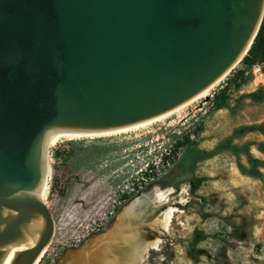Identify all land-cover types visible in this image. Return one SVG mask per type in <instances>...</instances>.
<instances>
[{
	"label": "water",
	"instance_id": "1",
	"mask_svg": "<svg viewBox=\"0 0 264 264\" xmlns=\"http://www.w3.org/2000/svg\"><path fill=\"white\" fill-rule=\"evenodd\" d=\"M263 20L264 0H0V264L37 222L42 239L13 264H36L55 236L39 191L52 132L180 108L242 63Z\"/></svg>",
	"mask_w": 264,
	"mask_h": 264
},
{
	"label": "rangeland",
	"instance_id": "2",
	"mask_svg": "<svg viewBox=\"0 0 264 264\" xmlns=\"http://www.w3.org/2000/svg\"><path fill=\"white\" fill-rule=\"evenodd\" d=\"M245 69L239 64L211 96L147 128L104 139L64 141L53 149L47 204L55 220V236L39 264H62L70 254L108 234L140 187L144 189L139 196L155 189L169 192L170 204L160 209L180 211L173 216L170 234L162 237L160 249L152 251L145 264H264V187L241 175L235 157L224 153L196 167L177 160L171 166L160 164L158 177L154 171L174 131L201 129L193 144L212 150L236 128L264 121V104L239 100L264 87L259 77L264 65L253 68L248 84L237 76ZM227 86L228 93L221 96ZM217 95L229 96L232 106L242 105L234 114L213 111L211 103ZM263 140L252 134L236 142ZM71 143L81 144L75 154ZM111 146L121 149L103 161L86 164L93 168L85 166L88 153ZM253 154L264 158L256 150ZM149 159L153 168L146 171ZM137 168L151 178L144 180ZM153 177L157 178L152 181ZM116 207L121 211L112 214ZM143 232L149 239L157 236L146 225Z\"/></svg>",
	"mask_w": 264,
	"mask_h": 264
},
{
	"label": "bare ground",
	"instance_id": "3",
	"mask_svg": "<svg viewBox=\"0 0 264 264\" xmlns=\"http://www.w3.org/2000/svg\"><path fill=\"white\" fill-rule=\"evenodd\" d=\"M237 68V67H236ZM235 68V69H236ZM230 75V74H229ZM229 75L227 77H229ZM226 77V78H227ZM264 80V75L259 76ZM219 81L214 86L203 92L189 103L180 108L167 113L159 118L132 126L124 129L106 131V132H67L54 131L46 140V169L43 184L40 188V195L44 201H47V196L50 189L51 180V151L55 149L60 143L64 141H82V140H96L114 137L140 129L147 128L162 120L168 119L172 115L182 111L190 105L206 99L213 91L219 87L224 80ZM169 192L160 193L155 189L153 192H144L134 201L129 203L123 211L119 214L113 229L103 237H98L94 241H90L81 251L67 256L66 264H145L152 251L160 249L163 243L162 237L170 234V228L174 214L179 211L176 208H170L162 211L160 208L169 205L167 200ZM49 198V197H48ZM151 205L154 211H159L157 216H149L148 208ZM180 212V211H179ZM41 234L35 239L31 238L27 244H19L8 249V254L3 264H13L17 255L27 249H31L38 245L43 235V225L39 221ZM148 227V230L155 232L157 236L152 239L144 236L143 227ZM50 245L44 250L36 264L41 262L43 256L46 254Z\"/></svg>",
	"mask_w": 264,
	"mask_h": 264
},
{
	"label": "trees",
	"instance_id": "4",
	"mask_svg": "<svg viewBox=\"0 0 264 264\" xmlns=\"http://www.w3.org/2000/svg\"><path fill=\"white\" fill-rule=\"evenodd\" d=\"M242 65L246 68L245 71H239L237 76L244 78V84H248L253 80L252 70L256 66L264 65V20L262 26L256 37L254 44L249 51L248 55L242 61ZM229 86V85H228ZM228 86L223 89L221 96H225L228 93ZM220 95L216 96L212 101L213 111L229 110L233 114L237 112L242 103H237L236 106H232L230 103V97L226 96L221 99ZM250 100L257 105L264 104V87L256 90L255 92L242 95L239 99ZM202 132L201 129L192 131L191 129L174 131L170 135V142L165 147V153L160 154L159 162L163 166H167L172 162L187 161L192 167H196L199 163L211 160L221 154L229 153L236 159L237 167L242 176L248 177L260 181L264 187V158H258L254 156L253 150H257L258 153L264 155V140L263 141H248L243 144H238L236 141L246 138L248 135L258 134L264 137V121L255 125H244L236 128L232 135L221 140L215 148L212 150L199 149L193 144V138L199 136ZM75 142V141H73ZM72 153L77 152L78 143H71ZM121 148L114 146L100 147L98 152L88 153L84 158L85 166L93 168V164L86 165L88 162H100L109 158L112 154L119 151ZM159 156V155H158ZM151 159L146 163L147 170H152ZM157 163V162H156ZM137 172L141 171L140 175L144 180L150 179L149 173H145L143 169H136ZM145 177V178H144ZM150 183H148L149 185ZM146 184V186H148ZM144 188L141 187L138 193L135 194L137 198L140 192ZM135 199V198H134ZM133 201V200H131ZM130 201V202H131ZM122 207H116L115 214L121 211Z\"/></svg>",
	"mask_w": 264,
	"mask_h": 264
},
{
	"label": "built area",
	"instance_id": "5",
	"mask_svg": "<svg viewBox=\"0 0 264 264\" xmlns=\"http://www.w3.org/2000/svg\"><path fill=\"white\" fill-rule=\"evenodd\" d=\"M156 166H157V170H154V171H158L157 172V177L158 176H160L161 174H162V172H160L158 169L160 168L159 166H160V162H158V163H156ZM167 166H171V163L170 164H168ZM157 177H153L151 180L152 181H154ZM141 188V187H140ZM115 213V211L112 213V214H114Z\"/></svg>",
	"mask_w": 264,
	"mask_h": 264
},
{
	"label": "crops",
	"instance_id": "6",
	"mask_svg": "<svg viewBox=\"0 0 264 264\" xmlns=\"http://www.w3.org/2000/svg\"><path fill=\"white\" fill-rule=\"evenodd\" d=\"M255 150V149H254ZM257 151V150H256ZM258 152V151H257Z\"/></svg>",
	"mask_w": 264,
	"mask_h": 264
}]
</instances>
